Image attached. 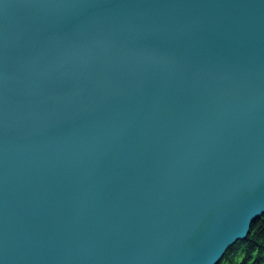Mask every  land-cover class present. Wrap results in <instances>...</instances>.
I'll return each instance as SVG.
<instances>
[{"label":"water","instance_id":"water-1","mask_svg":"<svg viewBox=\"0 0 264 264\" xmlns=\"http://www.w3.org/2000/svg\"><path fill=\"white\" fill-rule=\"evenodd\" d=\"M264 216V0H0V264H218Z\"/></svg>","mask_w":264,"mask_h":264},{"label":"trees","instance_id":"trees-1","mask_svg":"<svg viewBox=\"0 0 264 264\" xmlns=\"http://www.w3.org/2000/svg\"><path fill=\"white\" fill-rule=\"evenodd\" d=\"M218 264H264V216L251 224L245 240L234 243Z\"/></svg>","mask_w":264,"mask_h":264}]
</instances>
